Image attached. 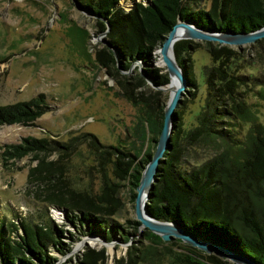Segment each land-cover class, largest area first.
I'll use <instances>...</instances> for the list:
<instances>
[{
	"label": "trees",
	"instance_id": "16d2710c",
	"mask_svg": "<svg viewBox=\"0 0 264 264\" xmlns=\"http://www.w3.org/2000/svg\"><path fill=\"white\" fill-rule=\"evenodd\" d=\"M119 2L73 0L95 19L99 33L108 27L105 45L96 53L97 63L122 91L120 96L137 111L148 134L147 140L145 137L140 140L143 139V144L149 141L151 150L133 152L124 145L105 146L90 133L67 141L26 137L20 143L3 145L0 161L4 167L28 156L40 162L29 171L28 184L35 178L51 186L53 176L44 157L56 154L61 159L67 158L86 144L112 165L114 177L129 188V202L134 204L141 173L157 145L167 102H161V91L148 88L146 79L158 87L169 83L168 74L155 66L154 53L178 18L204 32L239 35L264 27V0H151L147 5L135 4L126 13L118 7ZM74 35L82 47L85 33ZM198 47L191 40L179 41L173 46L175 60L184 72L188 88L195 90L198 85L190 78L188 57ZM205 47L210 64L203 68V104L191 128L184 127L182 112L178 110L184 101L176 108L170 148L157 169L146 210L153 219L172 223L185 234L204 239L256 264H264V116L260 119L257 105L249 102L250 96L264 100V77L253 74L249 58L251 47L264 51V39L238 49L210 42H206ZM138 62L143 66L142 75L138 70L134 76L121 73L129 72ZM187 94H190L189 89ZM48 111L47 98L42 93L28 101L0 106V127L30 126ZM206 150L215 153L201 161L199 153ZM110 185L116 187L105 179L103 197L97 200L83 191L73 190L64 200L51 190L46 202L65 212L66 226L82 229L84 236H98L110 242L115 234H120L122 242L127 243L133 233L122 228L124 234L120 233V225L112 219L121 209V201L108 193ZM40 218L37 222L24 219L18 226L10 224L12 232L21 231L15 240L7 237L0 225V264H57L58 257L51 255V250L60 256L71 251L70 245L78 238L64 226H57L51 218ZM128 225L137 232L140 223L132 220ZM142 237L152 245L143 250L137 244L131 245L126 256L114 260V264H156L161 252L154 244L161 243L160 237L149 230L143 231ZM63 240H68L70 245ZM168 254L170 256V252ZM177 258H185L187 264H227L214 254L207 255L206 262L196 259L192 252L178 253ZM106 259L103 250L87 249L77 256L75 263L68 259L61 264H106Z\"/></svg>",
	"mask_w": 264,
	"mask_h": 264
},
{
	"label": "rangeland",
	"instance_id": "374dc122",
	"mask_svg": "<svg viewBox=\"0 0 264 264\" xmlns=\"http://www.w3.org/2000/svg\"><path fill=\"white\" fill-rule=\"evenodd\" d=\"M137 3L148 4L146 0H120L118 7L126 13ZM81 31L86 35L82 47L74 35ZM105 40L106 33H99L95 19L83 12L73 0H0V106L28 101L41 93L46 96L49 105V111L30 126H1L0 149L6 144L20 143L26 137L67 141L71 137L90 133L105 146L124 145L133 152L151 150L149 141L143 144V139L140 140L141 137L147 140L148 134L144 132L145 125L137 111L120 96L122 91L116 87L115 81L101 66L99 68L96 53L105 45ZM194 42L199 47L190 53L188 60L190 78L196 81L198 88L187 87L190 94L182 97L184 102L178 109L182 112L185 128H191L194 116L203 104V68L210 64L206 42ZM154 54L155 66L165 73V67L157 65L159 54ZM249 54L253 74L264 77V51L251 47ZM142 68L138 62L132 65L130 72L121 73L134 76L135 71ZM148 88L156 91L150 85ZM162 93L161 102L167 101L171 92ZM249 102L257 105L262 119L264 100L250 96ZM214 153L209 150L199 153L201 161ZM43 160L49 164L47 168L53 176L51 186L35 178L28 184L29 171L40 163L31 156L7 167L0 161V225H3L7 237L15 240L16 235L21 234L19 229L12 232L10 224L18 226L24 219L37 222L40 217L43 220L46 219L44 216L51 218L57 226H64L78 238L71 245L68 240H63L71 249L65 256L51 250V255L58 257L59 264L68 259L75 263L77 256L87 249L95 252L103 250L106 264H114V260L126 256L129 246L137 244L143 250L152 245L142 237V232L148 229L139 226L134 232L128 225V221L135 220L134 204L129 202V188L117 181L112 165L106 159L99 158L84 144L67 158L50 154ZM105 179L116 185H110L108 193L121 201V209L112 217L120 225L117 229L122 234L124 231L121 228L133 233L127 243L122 242L120 234H115L110 242L98 236H84L82 229L78 231L66 226L65 212L46 202V195L51 190L64 200L70 190L83 191L97 200L103 197ZM176 240H161V243L154 244L156 247H153L161 252L156 264H187L185 258H177V254L186 255L188 252L194 253L199 261L206 262V256L210 254ZM167 251L170 256H167ZM220 260L235 264L223 258Z\"/></svg>",
	"mask_w": 264,
	"mask_h": 264
},
{
	"label": "water",
	"instance_id": "95a60500",
	"mask_svg": "<svg viewBox=\"0 0 264 264\" xmlns=\"http://www.w3.org/2000/svg\"><path fill=\"white\" fill-rule=\"evenodd\" d=\"M146 2L150 3L151 0H146ZM107 31L108 27L105 33ZM261 39H264V27L253 33L239 35L204 32L197 29L190 23L182 22L181 19L178 18L176 25L164 38L161 47L156 50L168 72L169 83L165 87H158L154 86L150 80L146 79L148 85L157 91L167 92L168 86L171 85L172 80L177 83V87L171 94L168 95V100L164 108L162 129L160 131L155 151L151 160L141 173L139 185L136 189V197L134 199L135 220L140 223V228L148 229L151 233L158 235L164 242H169L172 239H178L193 248H196L207 254H214L235 264L256 263L240 257L220 246L207 242L204 239L185 234L172 223L160 222L153 219L146 210V203L148 200V193L155 182V175L157 173L159 164L163 159L164 154L170 148V138L173 132L175 110L182 101V97L186 94L188 87L182 68L177 64L175 58L172 56L173 46L175 43L183 40H191L210 42L213 44H218L219 46L240 48L245 45L254 44ZM139 71L142 75L141 70ZM57 264H59V262H57Z\"/></svg>",
	"mask_w": 264,
	"mask_h": 264
},
{
	"label": "bare ground",
	"instance_id": "6f19581e",
	"mask_svg": "<svg viewBox=\"0 0 264 264\" xmlns=\"http://www.w3.org/2000/svg\"><path fill=\"white\" fill-rule=\"evenodd\" d=\"M172 56H173V58H175L174 53H172ZM160 60H158L157 65L162 67V68H164L165 66H164V64L162 62H160ZM164 69H165L166 73L168 74L166 68H164ZM176 87H177V83L174 80H172L171 81V85L168 86V91L172 93L176 89Z\"/></svg>",
	"mask_w": 264,
	"mask_h": 264
}]
</instances>
